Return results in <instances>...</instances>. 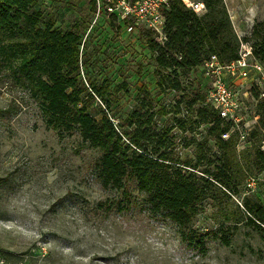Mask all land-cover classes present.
<instances>
[{
  "label": "rangeland",
  "instance_id": "374dc122",
  "mask_svg": "<svg viewBox=\"0 0 264 264\" xmlns=\"http://www.w3.org/2000/svg\"><path fill=\"white\" fill-rule=\"evenodd\" d=\"M224 1L240 41L253 45L256 24L264 35V0ZM34 8L83 38L85 99L79 106L87 103L98 118L106 111L121 130H130L127 119L136 109L152 115V127L168 130L178 156L199 163L196 172L210 183L190 225L191 235H198L190 244L176 222L151 211L135 178H125L121 188L104 187L97 169L102 151L78 129L61 133L48 127L17 58L5 49L0 51V264H264V222L249 208L264 205V170L255 155L264 151L259 119L245 139L236 132L227 139L230 176L222 182L211 173L222 165L224 151L208 138L209 125L197 122L199 107L213 108L203 65L179 72L182 90L160 88L147 46L154 31L139 26L128 32L125 24L106 17L94 22L91 0H37ZM7 45L6 38L0 40L1 47ZM254 79H230L244 102L245 119L253 122L264 102V86L259 89ZM175 117L187 120L186 130ZM199 235L205 249L196 244Z\"/></svg>",
  "mask_w": 264,
  "mask_h": 264
},
{
  "label": "trees",
  "instance_id": "16d2710c",
  "mask_svg": "<svg viewBox=\"0 0 264 264\" xmlns=\"http://www.w3.org/2000/svg\"><path fill=\"white\" fill-rule=\"evenodd\" d=\"M201 1L206 7L203 14L187 8L181 0H171L163 9L165 38L147 35L148 49L158 65L160 88L182 90L179 72L203 65L212 54L223 62L239 57L241 41L225 1ZM36 3L37 0H0V40L8 41L7 46H0V51L5 53L8 49L17 58L18 70L39 103L48 127L61 133L78 129L91 147L102 151L97 169L104 187L121 188L125 178H135L151 211L176 222L182 239L194 244L193 236L198 235L192 236L189 229L210 179L198 175L199 163L194 165L178 156L169 131L152 127V115L144 117L136 109L127 119L130 130H121L106 111L98 118L89 112L87 103L79 106L85 99L80 80L83 38L75 29L63 31L52 20H45L42 11L34 8ZM259 27L260 24L254 26L252 46L254 55L264 61V35ZM198 100L196 97L189 102L190 107ZM259 108V126L264 129V102ZM197 116L199 124L209 125L208 138L215 139L224 151L217 173L209 169L203 172L226 183L230 175L225 157L232 141L224 140L222 134L231 126L206 105L197 109ZM175 120L178 127L187 129V120ZM255 155L259 169L264 170V151L258 149ZM249 208L264 222L263 204ZM196 244L205 249L203 235H199Z\"/></svg>",
  "mask_w": 264,
  "mask_h": 264
},
{
  "label": "built area",
  "instance_id": "2783aa9c",
  "mask_svg": "<svg viewBox=\"0 0 264 264\" xmlns=\"http://www.w3.org/2000/svg\"><path fill=\"white\" fill-rule=\"evenodd\" d=\"M181 1L187 8L198 14L206 11L202 1ZM170 2L171 0H91L95 13L94 22L101 17L114 19L119 24H125L128 32L143 26L154 31L160 40L165 38L163 9ZM203 66L204 74L210 80L211 85L207 100L219 116L231 126L229 131L222 134V138L227 140L232 132H236L240 139H245L260 116L256 115L254 122L245 119L244 102L238 89L230 83V79L235 77L247 80L250 78L253 83L254 75H256L257 87L261 89L264 86V61L254 55L252 45L242 41L237 59L223 62L217 54H212Z\"/></svg>",
  "mask_w": 264,
  "mask_h": 264
}]
</instances>
